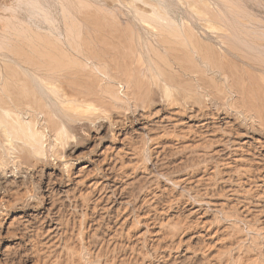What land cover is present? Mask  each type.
<instances>
[{
	"label": "bare ground",
	"instance_id": "1",
	"mask_svg": "<svg viewBox=\"0 0 264 264\" xmlns=\"http://www.w3.org/2000/svg\"><path fill=\"white\" fill-rule=\"evenodd\" d=\"M0 264H264V0H0Z\"/></svg>",
	"mask_w": 264,
	"mask_h": 264
},
{
	"label": "rangeland",
	"instance_id": "2",
	"mask_svg": "<svg viewBox=\"0 0 264 264\" xmlns=\"http://www.w3.org/2000/svg\"><path fill=\"white\" fill-rule=\"evenodd\" d=\"M66 206H67V210H68V214H69V216L71 217V222H72V224H80V219H79V216H77L78 214L76 213V209H74L73 208V206L72 205H70V202H68V201H66ZM119 206H117V205H115L116 207H114L115 209H113V211L111 212V216H112V218L110 219V221H109V223L108 224H118V223H116L117 222V219H118V216L120 217V215L121 214H123L124 213V211L125 210H122L121 208H122V206H123V208L125 209V206L124 205H120V204H118ZM121 206V207H120ZM123 211V212H122ZM114 212V215L112 214ZM118 212V213H117ZM119 212H122L121 214H119ZM77 217V218H76ZM115 219V220H114ZM121 223V222H120ZM119 223V224H120ZM128 224H130V223H128ZM133 242H134V240H137V237L136 236H131V238H130ZM103 245H106L107 246V244L106 243H104ZM228 245H229V242H228ZM230 245H232V244H230Z\"/></svg>",
	"mask_w": 264,
	"mask_h": 264
}]
</instances>
